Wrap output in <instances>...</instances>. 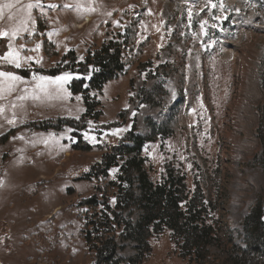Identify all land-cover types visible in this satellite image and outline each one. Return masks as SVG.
Segmentation results:
<instances>
[{
    "label": "rangeland",
    "instance_id": "374dc122",
    "mask_svg": "<svg viewBox=\"0 0 264 264\" xmlns=\"http://www.w3.org/2000/svg\"><path fill=\"white\" fill-rule=\"evenodd\" d=\"M0 19L9 33L5 53H17L20 64L7 65L28 72L6 70L20 79H8L10 95L0 103V116L8 117L0 130L18 128L7 146L0 144V264L94 263L78 204L106 179L83 176L115 145H133L129 131L151 138L141 158L153 183L168 172L184 176L186 194L199 188L207 200L217 244L231 254L245 246V218L264 202V145L257 133L264 110V0H0ZM104 45L119 51L124 73L103 91L91 87L90 103L100 115L81 119L83 95H73L69 84L85 78L89 86L99 68L88 57ZM52 68L62 72L38 71ZM64 73L71 79L56 83ZM70 113L78 116L68 118L77 121L74 127H63L69 150L46 148L50 135L35 124ZM20 139L25 152L16 156ZM81 139L90 151L73 149ZM113 167L108 180L115 181L119 167ZM115 202L110 195L109 205ZM139 214L136 209L133 219ZM124 244V257L137 253L136 243ZM149 246L143 264H197L180 256L169 229L152 235Z\"/></svg>",
    "mask_w": 264,
    "mask_h": 264
},
{
    "label": "trees",
    "instance_id": "16d2710c",
    "mask_svg": "<svg viewBox=\"0 0 264 264\" xmlns=\"http://www.w3.org/2000/svg\"><path fill=\"white\" fill-rule=\"evenodd\" d=\"M6 49V40L0 38V56L5 54ZM111 49L104 45L94 56L88 57V62L99 68L88 81V87H85V78L69 84L73 95H83L86 112L81 119H95L100 115L95 104L90 103L88 92L91 87L103 91L106 83L124 73L119 51L111 52ZM4 68L16 74L21 73L20 75L28 73L14 66L7 65ZM38 71L50 76L62 72L60 68ZM142 102H149L148 97L144 96ZM75 124L76 120L62 118L57 123L35 125H38L40 130L48 131L61 130L66 126L74 127ZM17 129H12L0 137V144L7 142ZM257 133L264 145V110ZM128 135L133 145H126L124 142L115 145L113 151L99 159L90 172L83 176L89 181L99 180L100 177L106 179L102 186H95L91 197L78 204L80 215L88 219L84 237L94 257L93 264H143L144 255L150 251L149 239L164 228L171 230L180 256L197 264H264V202L258 203L246 216L245 246L234 248L231 254L225 247L217 244L221 236L215 224L207 218V200L200 189L197 188L194 194L189 196L186 194L184 176H176L172 172H168L162 183H153L141 158L143 146L151 138L134 136L133 131H129ZM91 148L92 146L85 144L82 139L73 145L76 151H90ZM127 155L129 157L125 158ZM259 161L264 165V149ZM113 166L119 167L115 181L108 180V171ZM83 178L80 179L84 180ZM115 187L118 189L116 192L113 191ZM110 195H115L116 198L113 207L108 203ZM136 209L140 214L134 220ZM118 228H122V232L118 233ZM127 240L137 244V253L130 257H124L122 254L124 242ZM213 248L220 252L213 251Z\"/></svg>",
    "mask_w": 264,
    "mask_h": 264
},
{
    "label": "crops",
    "instance_id": "0c3cea01",
    "mask_svg": "<svg viewBox=\"0 0 264 264\" xmlns=\"http://www.w3.org/2000/svg\"><path fill=\"white\" fill-rule=\"evenodd\" d=\"M3 19H0V32H3ZM68 32H64L63 36L67 35ZM0 38H4V36H0ZM50 41H53L51 38H50ZM6 53L3 55V56H0V72H7L6 69L4 68V66H7V61L6 59H4V57H6ZM19 76V75H17ZM9 91H8V79L6 77H2L0 76V103H2L3 101L7 100L9 98V95H8ZM85 112V111H84ZM83 112V113H84ZM78 115H75L73 113H70V114H65V115H62L61 118H77ZM81 117V116H80ZM8 118L7 117V114L5 116L1 115L0 116V122L3 121L4 119ZM25 122H28V123H25ZM25 122H22V125H26V124H29L31 121H25ZM8 123V122H7ZM6 123V124H7ZM10 129V126H3L2 128V131L0 130V137H2L3 135H5ZM64 129L62 128L60 131L56 132L55 130H49V131H42V130H37V131H42V133L44 135H50V138H48V140H46V148L48 149H52L54 152L55 150H69V148L63 143V141L66 140V135H65V131H63ZM6 131V132H5ZM36 130H34V132H37ZM55 131V132H53ZM40 132V134H42ZM19 134V133H18ZM63 134L65 136H63ZM55 135V136H54ZM59 137V139H56V137ZM24 143L25 141H23V139H20V141L18 143H16V156H18L17 154H23L25 152V150L23 149L24 147ZM39 144V143H38ZM57 144H59V148L57 147ZM8 145V142L6 143V146ZM5 146L4 145H0V151L1 149ZM30 150V153H35L36 152V149H35V144L29 149ZM1 161V159H0ZM112 168H116V167H112ZM111 168V169H112ZM110 171V170H109Z\"/></svg>",
    "mask_w": 264,
    "mask_h": 264
},
{
    "label": "snow or ice",
    "instance_id": "6c2138e0",
    "mask_svg": "<svg viewBox=\"0 0 264 264\" xmlns=\"http://www.w3.org/2000/svg\"><path fill=\"white\" fill-rule=\"evenodd\" d=\"M35 6H39V5H35ZM5 7H12V5L8 4V5H5ZM32 7H34L33 4H28L27 5V8H29V9H31ZM213 7H215V5H213ZM17 32H18V29L14 30L12 32V35H16ZM8 35H9V33L6 32V31L5 32H0V36H8ZM37 47H39V46H37ZM4 59L8 60L10 63H15L17 67L20 66L17 53H14V52L10 51L8 53V55L6 57H4ZM0 76L6 77L7 79H9L10 81H13V82H15V81L20 79V77L15 76V75H13L10 72H0ZM40 79L41 80H49L51 78L41 77ZM70 79H71V73H64L62 76L56 77L55 78V82L56 83H64V82H67ZM21 99H23V97H21ZM9 123H11V121H9Z\"/></svg>",
    "mask_w": 264,
    "mask_h": 264
},
{
    "label": "bare ground",
    "instance_id": "6f19581e",
    "mask_svg": "<svg viewBox=\"0 0 264 264\" xmlns=\"http://www.w3.org/2000/svg\"><path fill=\"white\" fill-rule=\"evenodd\" d=\"M88 20H89V18L87 17L86 20H85V22H87Z\"/></svg>",
    "mask_w": 264,
    "mask_h": 264
}]
</instances>
